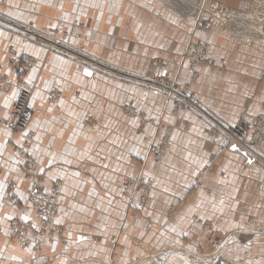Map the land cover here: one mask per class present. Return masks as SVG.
<instances>
[{
  "label": "crops",
  "instance_id": "crops-1",
  "mask_svg": "<svg viewBox=\"0 0 264 264\" xmlns=\"http://www.w3.org/2000/svg\"><path fill=\"white\" fill-rule=\"evenodd\" d=\"M216 1L238 8L250 0ZM166 4L165 0H0L4 262L140 264L155 257L160 264H264V190L259 187L263 174L253 168L254 161L241 160V172L229 174L237 154L221 151L220 144L205 139L204 122L196 112L173 116V106L165 104L163 94L103 75L61 48L90 54L113 68L159 72L179 86H189L204 110L223 125L263 113L264 44L236 33L232 23L242 15L211 29L207 60L198 64L192 79L195 72L188 62L179 64L186 34L178 25L184 15ZM152 9L156 15L150 14ZM19 54H26L34 65L17 67ZM158 59L162 64H156ZM85 68L92 76H85ZM27 86L33 111L27 128L34 136L28 148L23 134L10 129L13 103ZM53 87L60 88L59 98L49 96ZM124 102L149 118L174 124L173 144L162 164L155 162L152 151L148 153L146 139L134 132L133 124L139 120L132 123L124 117ZM88 118L95 120L94 126L86 124ZM147 133H155V127L150 125ZM158 134L161 137V131ZM14 146L26 147L34 159L30 167L23 166ZM86 150L92 159H80ZM53 153L54 162L49 164ZM208 163L207 174L198 177ZM139 171L153 188L144 207H130L120 175ZM59 179L64 186L55 221H60L62 233L44 239L41 250L23 247L13 233L26 229L25 234L36 237L40 228L36 208L26 203L28 191L34 185L46 189ZM25 215L30 219H22ZM234 228L235 239L216 252V239Z\"/></svg>",
  "mask_w": 264,
  "mask_h": 264
},
{
  "label": "rangeland",
  "instance_id": "rangeland-1",
  "mask_svg": "<svg viewBox=\"0 0 264 264\" xmlns=\"http://www.w3.org/2000/svg\"><path fill=\"white\" fill-rule=\"evenodd\" d=\"M165 2L167 3L166 5L168 9H171L173 12H176L179 15H184V22L178 25L182 26V31L184 30V33L186 34V38L183 41L182 45V51L179 56V64L181 65L185 62H188L189 68H191L195 72L194 74H192V79H195V77L197 76L196 70L198 64L201 62H206L207 60L208 33L214 26H226L231 20H233L235 16L237 17L242 15L239 18L237 17L238 21L232 23V25H234V27H236L237 29L236 33H238V35H240L244 39H255L257 43L261 42L262 44H264V0H250L248 3H244L238 8H232L216 0H165ZM224 7L230 9V15H223L222 8ZM151 12L152 13L150 14L156 15L157 11L152 9ZM57 48L60 49L59 47ZM61 48L66 51L67 54H69L71 57L75 59L79 58L80 60H77L86 62L87 66H93L94 68H97V70H100L103 75L116 78V80L120 82L130 83L133 86L147 88L150 90V92L153 93L158 92L163 94L165 98V104L167 106H173V116L179 117L182 112L187 110H193L194 112H196L203 119V126L205 131L204 137L207 141H212L216 144H220L221 151H223L224 149H226L227 151L229 149L232 150L233 144L238 145L239 151L235 152L237 156L233 158L234 161L233 163H231V168L227 169V172L229 174H239L242 169L240 161L247 158V160L251 159L255 164L253 168L259 169V171L257 172L263 174L262 179L259 181V187L264 190V146H261L264 141V134L259 139L255 138L257 134V121L260 116H264V112L259 115L253 116L252 120H249L246 117H242L239 120L237 124H239L242 120L246 121L249 132L247 135V141H245L244 144H238L235 140L231 139L224 130V128L235 126L237 124L223 125L216 118H214L212 114L206 112V110H204L205 108L190 92L189 86H179L178 84L174 83L175 81L173 79L165 78L163 75L159 74V72H143L139 70L113 68L108 66L106 62H101V60H98L96 57L90 54L88 55L82 53V55H80L72 50H69V48L66 49L62 46ZM159 63L162 64V60L158 59L156 61V64ZM25 64L26 63L24 62H20V66ZM23 89L28 90L31 96V88L29 86L24 87ZM49 96L51 98H59V96H61L60 88L53 87L50 90ZM179 105H184L185 108L179 110ZM121 107L123 109L124 117L130 118V122L134 123L136 118L137 120H139L138 125L136 121V123L133 124L134 132L146 139L148 143V153L151 146H161L166 137L168 139V149L172 146L173 131L175 129L174 124L163 123L160 120L149 118L143 111L138 110L136 106L128 102L122 103ZM128 108H130V112H128ZM86 124L88 126H94L95 120L88 118L86 120ZM144 125L145 129L143 127ZM150 125H153L155 127V133L153 134L147 133V129ZM159 131H161L162 133L161 137L159 136L160 134H158ZM15 133H18V131H15ZM24 133H27L26 135H23L25 139L24 145L28 148L34 140V136L29 131V128H27ZM168 133L170 134V136H167ZM13 145L14 144L9 142V146L11 148L13 147ZM26 147H23V151L25 154L23 157L18 153L17 154L23 159V166L28 168L32 165L34 159L32 155L27 151ZM151 151L153 153L152 149ZM245 153L247 155H245ZM164 160L165 159L160 162L156 158L155 162L159 165L162 164ZM208 165L209 163L199 169L197 174L198 177H202L207 174L209 168ZM1 171L2 168L0 167V173ZM139 172L140 173L134 176L125 173L120 175V178L122 179L121 181L123 185L124 195L127 200H129L128 204L130 205V207H144L148 199H146L145 197L148 196L150 190L153 188L152 182L149 189L138 185L137 187H135V189H133V191L130 190V181L132 180L143 179L144 181H149L144 178L143 174H141V171ZM175 177L178 178L177 176ZM63 186L64 181L62 179H59L51 185L47 186L46 189H44V187L40 185H34L28 191L26 203H29L36 208L40 228L36 229V237H30L25 234L26 229L18 230L13 233V238L19 239L23 247H29L30 245H33L36 250H41L45 244L42 242H45V240L47 242L54 233H62V226L56 223L55 217L58 211L59 196L62 192ZM12 190L13 184H9L8 193L10 197L8 198L14 197V194H12ZM49 203H55L56 210L54 216L52 217L53 223L48 224L46 225V227H44L41 223L43 218V211ZM16 226L18 227V225ZM237 231L238 230H235V228L230 231H223L221 235L216 239L215 251L217 249V242L220 238L223 237V235L228 236L229 242L231 241V239H235ZM40 239L45 240L41 241ZM144 261L145 262H142L140 264H160L155 257L146 258L144 259ZM0 264L9 263L4 262L0 257Z\"/></svg>",
  "mask_w": 264,
  "mask_h": 264
},
{
  "label": "built area",
  "instance_id": "built-area-1",
  "mask_svg": "<svg viewBox=\"0 0 264 264\" xmlns=\"http://www.w3.org/2000/svg\"><path fill=\"white\" fill-rule=\"evenodd\" d=\"M223 11V15H230V9L229 8H222ZM191 50V49H190ZM20 62H24L26 63V66H32L33 61L32 59H30L29 57H27L25 54H21L20 56L16 57V66L20 67ZM29 98H30V94L29 91L26 89H22V91L20 92L19 96L17 97L14 105H13V109H12V118H11V122H10V127L11 129L15 132L18 131V133H22L24 130V128L26 127L27 123L29 122L31 116H32V109L29 105ZM185 106L184 105H179L178 109H184ZM128 112H130V108H128ZM146 125V123H145ZM145 125L143 126L145 129ZM226 134L233 140H235L238 144H244L245 141H247V135H248V128H247V123L245 120H242L239 124L235 125V126H230L227 128H224ZM256 130H257V134L255 138H260L263 136L264 134V116H260V118L257 121V125H256ZM167 141V139H166ZM164 140V142L162 143V145L160 146H151L150 147V151L151 149L153 150V153L155 154V159L157 158V160H161L163 155H164V151L166 146L168 145L167 142ZM14 148L16 149V151L18 152L19 155H21L22 157L25 155L23 149L14 146ZM130 190L133 191V189H135V187L139 186H143L147 189H149V187H151V183L150 180L149 181H144L143 179H136V180H132L130 181ZM32 197V196H31ZM147 198V196L145 197ZM144 198V200H145ZM53 205V206H52ZM55 203H49L44 211H43V218H42V225L44 227H46V225L53 223L52 221V217L55 214ZM228 242V236L223 235L222 238H220L217 242V249L216 251H220Z\"/></svg>",
  "mask_w": 264,
  "mask_h": 264
},
{
  "label": "snow or ice",
  "instance_id": "snow-or-ice-1",
  "mask_svg": "<svg viewBox=\"0 0 264 264\" xmlns=\"http://www.w3.org/2000/svg\"><path fill=\"white\" fill-rule=\"evenodd\" d=\"M33 71H35V69H34ZM84 74H85V76H89V77H90V76H92L93 73H92L89 69L85 68V69H84ZM15 95H16V92L14 91V92H13V96H15ZM60 104L63 105V104H64V101L61 100V101H60ZM49 111H51V108L49 109ZM34 123H35L36 126H40L39 121L34 122ZM26 134H27V133H24L23 135H26ZM36 139H37V140H40V136L37 135V136H36ZM18 142H19V141H18ZM114 142H115V141H113V143H114ZM232 151H233V152H238V151H239V148H238V145H237V144H233V145H232ZM51 155H52L53 159H50V160H49V164L53 163V162H54V159H55V154L53 153V154H51ZM137 155H139V152H137ZM245 155H247V154L245 153ZM85 156H87L88 159H92L91 156H88V155H87V150H86L84 153L81 154L80 159H84ZM61 158L64 159V157H61ZM65 162H66V163H69V164L72 163L71 160H65ZM247 162H248L249 164H251V163H252V160L249 159ZM204 163H207V161H205ZM105 166H106V165H105ZM40 171L43 172L44 169L41 168ZM76 175H79V173H76ZM3 187H4L3 183L0 182V189H2ZM152 195L154 196V195H155V192H153ZM220 204L223 205V204H224V201L221 200V201H220ZM213 207L215 208L216 205H213ZM220 211H223V208H222V207L220 208ZM149 215H151V213H149ZM9 218H11V217H9ZM22 219H24V220H28V219H30V217L27 216V215H25V216L22 217ZM57 223H60V221L57 220ZM80 239H84V237H80Z\"/></svg>",
  "mask_w": 264,
  "mask_h": 264
},
{
  "label": "bare ground",
  "instance_id": "bare-ground-1",
  "mask_svg": "<svg viewBox=\"0 0 264 264\" xmlns=\"http://www.w3.org/2000/svg\"><path fill=\"white\" fill-rule=\"evenodd\" d=\"M21 54H19L18 56H20ZM26 55V54H25ZM27 56V55H26ZM28 57V56H27ZM33 61V60H32ZM34 65V62H33V64H32V66ZM28 67H31V66H28ZM22 91V90H21ZM20 94V93H19ZM19 96V95H18ZM17 96V97H18ZM17 99V98H16ZM16 99H15V101H16ZM30 99V98H29ZM15 101H14V103H15ZM14 103H13V105H14ZM12 109H13V106H12ZM12 109H11V118H12ZM32 114H33V111H32ZM31 118H32V116H31ZM31 118H30V120H31ZM30 120H29V122H30ZM29 122L27 123V125H26V127L23 129L24 131L22 132V133H20V134H23L24 132H25V130H26V128H27V126H28V124H29ZM11 125V124H10ZM10 129H11V127H10ZM12 130V129H11ZM13 131V130H12ZM170 136V134L168 133L167 134V136ZM150 138H153V137H150ZM167 139V137L165 138V140ZM168 140V139H167ZM167 142V144H168V141H166ZM168 147L169 146H166V148H165V151H164V155H163V157H162V159L160 160V162H162L163 161V159H165V157H166V154H167V151H168ZM150 183L152 184V182L150 181ZM150 188V187H149Z\"/></svg>",
  "mask_w": 264,
  "mask_h": 264
}]
</instances>
